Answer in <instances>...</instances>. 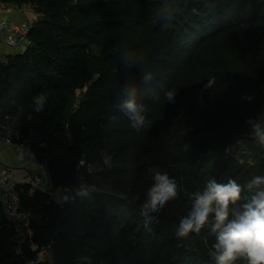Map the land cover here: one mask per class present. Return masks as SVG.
<instances>
[{"label": "trees", "instance_id": "trees-1", "mask_svg": "<svg viewBox=\"0 0 264 264\" xmlns=\"http://www.w3.org/2000/svg\"><path fill=\"white\" fill-rule=\"evenodd\" d=\"M5 1L31 4L38 18L31 46L0 64V128L12 129L14 141L29 145L43 164L56 155L87 164L79 184L62 186L59 200L54 188L31 193L30 184L17 185L38 250L23 242L17 251L19 232L5 218L0 264H30L44 246L54 264H216L210 225L186 238L174 233L190 210L185 191L212 178L245 185L264 176V147L246 123L264 114V0H173L171 11L166 0ZM208 46L218 52L205 65L199 56ZM141 71L153 73L151 84ZM94 74L65 125L76 89ZM133 89L152 121L149 130L137 132L113 108ZM170 89L174 103L164 97ZM37 93L48 96L39 113L32 104ZM245 94L251 103L241 99ZM152 167L176 180L179 195L148 226L138 217L136 230L120 214L146 201ZM82 185L107 190L62 202Z\"/></svg>", "mask_w": 264, "mask_h": 264}, {"label": "clouds", "instance_id": "clouds-1", "mask_svg": "<svg viewBox=\"0 0 264 264\" xmlns=\"http://www.w3.org/2000/svg\"><path fill=\"white\" fill-rule=\"evenodd\" d=\"M140 58L139 65L144 63ZM124 63L128 65L125 58ZM131 66V65H129ZM141 80L149 85L154 80L150 71H141ZM177 92L168 90L164 97L168 103H174ZM249 103L253 96L245 94L241 97ZM48 101L44 93H37L32 98L34 111L43 112ZM113 108L130 121L131 127L137 132L149 130L152 121L146 116L145 105L138 101L135 89L122 93L121 98L115 102ZM118 122V116H112ZM255 142L264 147V114L250 117L246 120ZM151 174V186L147 190V199L141 205V215L145 226L157 220L159 214L179 195V186L176 180L167 172L157 168L148 169ZM92 185H82L75 190L74 195L63 197V203L74 202L75 197H89L92 194ZM249 196H243V193ZM191 201L187 215L178 221L174 235L186 238L190 233H200L205 226L210 225L215 241L211 245L210 256L216 264H235L237 260L246 261L247 264H264V176H255L245 185L236 180L227 183L217 182L215 178L209 179L203 188L184 193ZM243 200V203H239Z\"/></svg>", "mask_w": 264, "mask_h": 264}, {"label": "built area", "instance_id": "built-area-1", "mask_svg": "<svg viewBox=\"0 0 264 264\" xmlns=\"http://www.w3.org/2000/svg\"><path fill=\"white\" fill-rule=\"evenodd\" d=\"M34 22L25 21L17 24L12 17L3 16L0 5V41L11 47H18L23 52L32 42L29 38V31ZM6 58H0V64L6 63ZM14 131L10 128L4 129V138L7 144L19 147L27 153L25 163L33 166L35 171L29 175L30 182L35 190L52 191L53 187L48 175L46 164L41 163L27 144L14 141ZM15 168L5 166L0 171V206L7 221L12 223L21 232L23 228H30L32 215L23 209L21 196L17 190V181L14 177ZM33 251L38 250V246H31ZM47 248L50 249V246Z\"/></svg>", "mask_w": 264, "mask_h": 264}, {"label": "rangeland", "instance_id": "rangeland-1", "mask_svg": "<svg viewBox=\"0 0 264 264\" xmlns=\"http://www.w3.org/2000/svg\"><path fill=\"white\" fill-rule=\"evenodd\" d=\"M168 1V2H167ZM167 2V7L169 8V10H175L176 9V5H172L173 0H166ZM94 52L98 53V50H96V48L94 49ZM217 52L218 49H215L213 46L211 47H207L205 48V50H203L202 54H200L199 58L203 61V63L205 65L209 64L212 60L215 61V58H217ZM99 77L98 74H94L91 76V79L88 80L87 82H85V84L80 87L77 88L75 91V95H74V99L71 102V106L69 107L67 114L65 115V125L67 124V121L71 115V113L76 110L77 106L79 105L80 101L82 100L85 92L88 90V88L91 86V84ZM211 84L208 83L205 85L206 87H209ZM105 162L107 164V166H111L113 165L112 163V158L111 156L108 155L107 152L103 153ZM122 160H117V162H121ZM86 160L84 158L81 159L80 162V168L84 167L86 165ZM91 169V168H90ZM93 170V169H92ZM97 190H107L106 187L103 186H97V187H93V191H97ZM36 190L34 189L33 192H35ZM92 191V192H93ZM61 190L59 189L58 191L55 192H51L52 197L55 200H59L60 196H61ZM125 198V195H122ZM127 196V195H126ZM140 207H127L126 209H124L123 211H121L120 217L123 219L122 221L124 222L125 225L127 224H136V230L138 229V225H137V219L138 217L143 218V216L141 215V211H140ZM5 220V216L3 214V212H0V221ZM23 242H27L28 244L32 245H37L35 240L33 239L32 235L30 236V234L27 231V227L23 228V230H21V232L17 233L16 236H14L13 238V243L16 250L19 251V247L16 246V244H20ZM35 261L38 263H43V264H54L52 261V252L49 248H47L46 246L41 247V249L37 252V258L36 260H34L32 263L30 264H35Z\"/></svg>", "mask_w": 264, "mask_h": 264}, {"label": "crops", "instance_id": "crops-1", "mask_svg": "<svg viewBox=\"0 0 264 264\" xmlns=\"http://www.w3.org/2000/svg\"><path fill=\"white\" fill-rule=\"evenodd\" d=\"M0 5L3 10V16L12 17L17 24L25 21L35 22L38 18L31 4L18 5L13 2L0 0ZM20 51V48L7 46L0 41V58L7 59L8 56L20 53ZM26 155L25 150L6 143L4 129L0 128V171L5 166H13L15 168L14 177L17 184H30V192L33 193L34 186L30 182L29 175L35 171V168L25 163ZM0 212L2 213L1 206ZM27 231L30 236L33 234L30 228H27Z\"/></svg>", "mask_w": 264, "mask_h": 264}, {"label": "water", "instance_id": "water-1", "mask_svg": "<svg viewBox=\"0 0 264 264\" xmlns=\"http://www.w3.org/2000/svg\"><path fill=\"white\" fill-rule=\"evenodd\" d=\"M48 175L55 190H59L64 184H79L78 171L80 169V160L76 158L67 161L62 155H56L46 163Z\"/></svg>", "mask_w": 264, "mask_h": 264}]
</instances>
